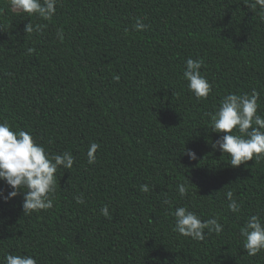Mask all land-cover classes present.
<instances>
[{
    "label": "trees",
    "instance_id": "1",
    "mask_svg": "<svg viewBox=\"0 0 264 264\" xmlns=\"http://www.w3.org/2000/svg\"><path fill=\"white\" fill-rule=\"evenodd\" d=\"M252 2L58 0L44 21L0 0V122L31 133L50 155L75 158L55 174L52 209L24 214L22 195L0 199V260L11 253L37 264H264V250L248 255L240 237L251 215L264 217V159L230 166L211 147L221 134L205 115L225 95L255 90L264 116V19ZM137 18L146 30L134 28ZM29 20L47 27L25 34ZM188 58L204 61L207 99L187 88ZM91 142L100 147L89 165ZM228 190L239 213L227 207ZM0 191L10 188L0 181ZM178 206L218 217L224 230L202 242L174 232L169 209Z\"/></svg>",
    "mask_w": 264,
    "mask_h": 264
},
{
    "label": "clouds",
    "instance_id": "2",
    "mask_svg": "<svg viewBox=\"0 0 264 264\" xmlns=\"http://www.w3.org/2000/svg\"><path fill=\"white\" fill-rule=\"evenodd\" d=\"M57 4L58 0H9V7L13 12L34 14L44 21L52 20ZM249 7L253 9L259 7L261 19H264V0H254ZM45 27L47 25L33 24L29 20L24 32L39 33ZM147 27L142 19L137 18L134 25L136 30L143 31ZM57 37L63 39L62 29L57 30ZM32 51L34 50L29 49V52ZM203 64L202 59L188 58L183 70L187 88L198 100L207 99L212 91V85L201 74ZM258 99L259 93L255 90L251 94L230 93L221 99L215 112L205 114L210 118V131L221 134L214 142H210L212 149L227 153L232 167H239L254 160V157L255 162L264 159V116L258 113ZM99 147L96 142L90 143L86 152L89 165L96 163ZM184 154L191 160L197 159L194 150H185ZM74 162L75 158L71 152L50 155L41 144L34 141L31 133L24 130L14 131L7 120L0 122V181L10 188L7 195L0 191V199L7 202L17 195H22L24 214L53 208L57 184L55 174L60 167L71 169ZM140 190L147 193L150 189L144 184L140 186ZM177 191L184 197L188 190L184 183H180ZM226 198L229 202L228 209L233 213H239L241 205L233 198L231 190L226 191ZM75 200L78 204L84 203L82 194L76 196ZM164 203L170 204V201L166 199ZM169 211L175 218L173 231L192 240L202 242L206 236L212 233L219 235L224 230L216 216L202 220L195 211L183 206L175 207L174 211H171L170 207ZM100 212L108 217L110 215L108 205H104ZM240 237L243 249L248 255H256L264 250V217L259 214L251 215L240 228ZM0 264H37V259L31 255L6 253Z\"/></svg>",
    "mask_w": 264,
    "mask_h": 264
}]
</instances>
